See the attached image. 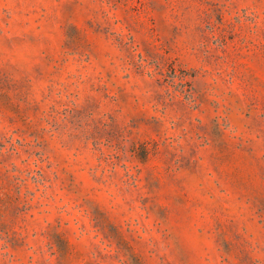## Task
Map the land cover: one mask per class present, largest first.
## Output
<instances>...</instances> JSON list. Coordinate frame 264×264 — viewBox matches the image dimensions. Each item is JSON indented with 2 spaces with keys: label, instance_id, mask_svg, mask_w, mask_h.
Instances as JSON below:
<instances>
[{
  "label": "rangeland",
  "instance_id": "rangeland-1",
  "mask_svg": "<svg viewBox=\"0 0 264 264\" xmlns=\"http://www.w3.org/2000/svg\"><path fill=\"white\" fill-rule=\"evenodd\" d=\"M0 264H264V0H0Z\"/></svg>",
  "mask_w": 264,
  "mask_h": 264
}]
</instances>
